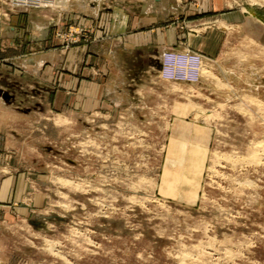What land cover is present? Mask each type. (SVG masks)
<instances>
[{"label":"rangeland","instance_id":"obj_1","mask_svg":"<svg viewBox=\"0 0 264 264\" xmlns=\"http://www.w3.org/2000/svg\"><path fill=\"white\" fill-rule=\"evenodd\" d=\"M0 264H264V0H0Z\"/></svg>","mask_w":264,"mask_h":264},{"label":"crops","instance_id":"obj_2","mask_svg":"<svg viewBox=\"0 0 264 264\" xmlns=\"http://www.w3.org/2000/svg\"><path fill=\"white\" fill-rule=\"evenodd\" d=\"M129 36V39L126 41V45L131 44V46L134 47H139L140 45H149L152 42H150V39H141V33L138 30L133 31L131 34H127ZM145 36V35H143ZM171 43V40H168L165 38L164 44L169 45Z\"/></svg>","mask_w":264,"mask_h":264},{"label":"built area","instance_id":"obj_3","mask_svg":"<svg viewBox=\"0 0 264 264\" xmlns=\"http://www.w3.org/2000/svg\"><path fill=\"white\" fill-rule=\"evenodd\" d=\"M194 62H195V65H196V68H195L196 72H195V74H196V77H197V73H198L199 67H200V59H199V61H198V59L197 60H194ZM185 74L188 75L187 72Z\"/></svg>","mask_w":264,"mask_h":264},{"label":"clouds","instance_id":"obj_4","mask_svg":"<svg viewBox=\"0 0 264 264\" xmlns=\"http://www.w3.org/2000/svg\"><path fill=\"white\" fill-rule=\"evenodd\" d=\"M164 53H165V52H162L161 55H163ZM169 54H171V53H169ZM193 59H195V57H193Z\"/></svg>","mask_w":264,"mask_h":264}]
</instances>
